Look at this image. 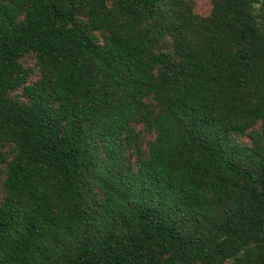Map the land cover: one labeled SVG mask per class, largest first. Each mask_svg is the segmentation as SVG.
<instances>
[{
  "label": "trees",
  "instance_id": "1",
  "mask_svg": "<svg viewBox=\"0 0 264 264\" xmlns=\"http://www.w3.org/2000/svg\"><path fill=\"white\" fill-rule=\"evenodd\" d=\"M209 1L0 0V264H264V0Z\"/></svg>",
  "mask_w": 264,
  "mask_h": 264
},
{
  "label": "rangeland",
  "instance_id": "2",
  "mask_svg": "<svg viewBox=\"0 0 264 264\" xmlns=\"http://www.w3.org/2000/svg\"><path fill=\"white\" fill-rule=\"evenodd\" d=\"M194 1V6H195V11L200 14V15H207L209 14L210 10H211V3L209 0H193ZM139 127V125H138ZM146 137L152 138V135H149L147 133H145ZM1 181L2 179H0V191H1Z\"/></svg>",
  "mask_w": 264,
  "mask_h": 264
}]
</instances>
